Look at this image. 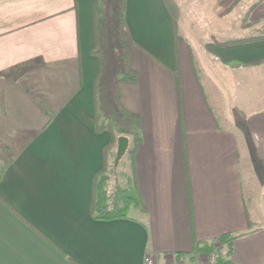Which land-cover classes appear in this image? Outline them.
<instances>
[{
	"label": "crops",
	"instance_id": "obj_1",
	"mask_svg": "<svg viewBox=\"0 0 264 264\" xmlns=\"http://www.w3.org/2000/svg\"><path fill=\"white\" fill-rule=\"evenodd\" d=\"M94 3L0 0V264H167L229 233L242 235L231 264H264V208L258 225L247 206H264V40L192 41L166 0H125L137 83L119 97L138 118L144 211L95 220L93 183L113 137L96 130ZM251 11L244 29L264 17V0ZM251 88L260 96L247 99Z\"/></svg>",
	"mask_w": 264,
	"mask_h": 264
},
{
	"label": "trees",
	"instance_id": "obj_2",
	"mask_svg": "<svg viewBox=\"0 0 264 264\" xmlns=\"http://www.w3.org/2000/svg\"><path fill=\"white\" fill-rule=\"evenodd\" d=\"M124 10L125 0H95L93 7L96 45L92 54L100 58L102 71L97 75L94 83L96 130L98 132L107 130L113 137L111 145L106 148V166L96 175L93 183L90 212L93 219L101 221L126 219L131 209H136L140 212L144 211L136 189L132 162L136 146L140 141L138 118L123 108L119 97L120 86H133L137 83L136 73L131 68L128 57L124 30ZM110 26L113 28L111 38L108 37ZM104 37L106 40H104ZM108 38L110 42L113 41L117 44V48L112 49L111 52L108 50ZM260 40H264V37L249 41ZM102 43L105 45V49L102 48ZM108 52H110L111 63L105 57ZM107 70L110 71L109 87L108 84L107 86L102 84L103 71ZM119 138H124L128 142L124 156L128 157L130 161V175H124L123 184L120 186L116 185L113 193L108 194L107 186L110 177L107 171V160L111 158L110 171H112L115 167V149ZM2 172L3 168L0 170V178ZM240 237L242 235L235 233L223 234L213 242L196 244L194 251L190 255L176 254L177 260L181 258L192 260L194 255H209L217 251L220 256L217 258L216 264H231L233 244Z\"/></svg>",
	"mask_w": 264,
	"mask_h": 264
},
{
	"label": "rangeland",
	"instance_id": "obj_3",
	"mask_svg": "<svg viewBox=\"0 0 264 264\" xmlns=\"http://www.w3.org/2000/svg\"><path fill=\"white\" fill-rule=\"evenodd\" d=\"M221 0H166L168 7L170 9V13L174 17L176 23V30L178 35L181 37H191L192 41L196 38L200 37H212L217 41L228 42V41H240L246 40L249 41L255 38L264 37V17L258 18L253 23H250L251 27L244 29L241 27L242 25L249 24V18L254 16V13L251 11L252 8L257 6L262 0H239L236 2L235 9L232 11L233 6H230V13L226 12L222 16L216 15L214 12L217 11L216 8H213L215 3H219ZM237 4V5H236ZM229 9V10H230ZM219 10L221 11L222 8ZM109 27L108 37L111 38L113 35V28ZM107 30V29H106ZM109 39V38H108ZM104 40L106 38L104 37ZM107 44V43H106ZM110 52L112 49L117 48V44L113 41L108 45ZM102 48L105 49V45L102 43ZM107 50V49H106ZM110 52L105 54V57L108 59V62L111 63ZM110 65V64H109ZM198 69V74L200 75V71L198 68V64L196 66ZM245 84L240 83V89L244 92ZM109 87V84H108ZM251 93H247L246 97H259L260 93L255 89L251 88ZM261 101L257 100L258 107ZM260 105H263L261 103ZM117 148L115 149V151ZM111 160L107 165V171L109 174V181L107 186V193L112 194L114 191V187L116 185L123 184V176L130 175V161L128 157L122 156L117 165L110 171ZM250 211L257 210V224L263 223L261 220L262 214L260 213V209H263L264 206H253L251 201L248 200L247 204ZM153 261V260H152ZM154 264V263H153ZM167 264H189L186 260H181L178 262H169ZM201 264H206V261L203 260Z\"/></svg>",
	"mask_w": 264,
	"mask_h": 264
},
{
	"label": "water",
	"instance_id": "obj_4",
	"mask_svg": "<svg viewBox=\"0 0 264 264\" xmlns=\"http://www.w3.org/2000/svg\"><path fill=\"white\" fill-rule=\"evenodd\" d=\"M127 146H128V142L126 139L119 138L117 140V150H116V158L114 160V165H117V163L122 158V156H124Z\"/></svg>",
	"mask_w": 264,
	"mask_h": 264
},
{
	"label": "built area",
	"instance_id": "obj_5",
	"mask_svg": "<svg viewBox=\"0 0 264 264\" xmlns=\"http://www.w3.org/2000/svg\"><path fill=\"white\" fill-rule=\"evenodd\" d=\"M220 256V253L217 251L212 252L209 255H206V264H216L217 258ZM145 264H153L152 258L150 256H146Z\"/></svg>",
	"mask_w": 264,
	"mask_h": 264
}]
</instances>
